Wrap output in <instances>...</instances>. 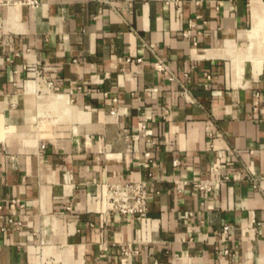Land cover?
Returning <instances> with one entry per match:
<instances>
[{"label":"crops","instance_id":"crops-1","mask_svg":"<svg viewBox=\"0 0 264 264\" xmlns=\"http://www.w3.org/2000/svg\"><path fill=\"white\" fill-rule=\"evenodd\" d=\"M39 1L0 10V264H264V0Z\"/></svg>","mask_w":264,"mask_h":264},{"label":"built area","instance_id":"built-area-1","mask_svg":"<svg viewBox=\"0 0 264 264\" xmlns=\"http://www.w3.org/2000/svg\"><path fill=\"white\" fill-rule=\"evenodd\" d=\"M193 2L196 5H200L201 2L207 0H175L176 4L181 2ZM39 0H0V10L5 8L7 10H13L19 7H29L35 9L39 6ZM195 25L190 24L189 30L184 32V37H189L191 29H194ZM195 45V43H194ZM140 61V60H138ZM155 72L163 74L169 71L168 65L164 60L158 59L153 64ZM209 79V77H207ZM46 86L58 91V88L54 86L52 82H46ZM80 90V88H78ZM115 101V100H114ZM164 113H167L164 110ZM111 116H117V112L114 109L109 110ZM149 118H144L142 130V138L145 140V146L148 150L153 149L157 143L153 140L146 138L145 133L147 129ZM45 146L40 147L39 153L42 154ZM179 165L178 160L173 161V166ZM211 174L215 176L212 180L205 181H191L186 182L195 192H201L204 195H210L215 191L216 185H222L230 181L223 166L219 163L215 164L211 168ZM256 188V186H254ZM149 192L147 184L144 182H107L105 184V210L104 216H132L137 218H145L148 214ZM12 208L24 207V203L20 200H14L10 203ZM9 223L15 225L16 229H20L22 222H15L13 219L9 220ZM228 227L224 226L223 232H227ZM124 254L127 252L124 250ZM221 254L227 255L228 251L225 250Z\"/></svg>","mask_w":264,"mask_h":264},{"label":"bare ground","instance_id":"bare-ground-1","mask_svg":"<svg viewBox=\"0 0 264 264\" xmlns=\"http://www.w3.org/2000/svg\"><path fill=\"white\" fill-rule=\"evenodd\" d=\"M263 8H264V6H263ZM254 13H256V11L254 10ZM259 16V15H258Z\"/></svg>","mask_w":264,"mask_h":264}]
</instances>
